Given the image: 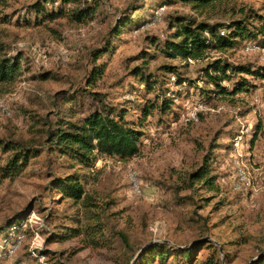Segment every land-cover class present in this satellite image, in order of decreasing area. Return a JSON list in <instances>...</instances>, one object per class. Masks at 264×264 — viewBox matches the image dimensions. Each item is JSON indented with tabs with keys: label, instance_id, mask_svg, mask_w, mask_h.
<instances>
[{
	"label": "rangeland",
	"instance_id": "obj_1",
	"mask_svg": "<svg viewBox=\"0 0 264 264\" xmlns=\"http://www.w3.org/2000/svg\"><path fill=\"white\" fill-rule=\"evenodd\" d=\"M32 1L0 4L3 53H20L22 67L15 81L0 84V139L40 149L20 174L4 177L11 153L0 147V264H184L178 247L192 248L196 264L212 253L223 264H249L264 252V76H233L222 84L232 90L244 78L247 90L220 95L205 72L220 57L264 68V0L201 8L98 0L94 16L82 22L37 18L28 9ZM125 11L134 22L115 35ZM180 16L209 23L249 18L257 36L198 60L171 58L153 39L160 45L173 35ZM95 65L104 72L90 84ZM166 65L191 83L176 85L178 75L165 73ZM136 70L157 79L155 89ZM166 95L175 103L163 111ZM100 97L107 107H127L126 118L141 123L144 135L136 156L99 155L86 166L62 154L49 133L102 109ZM149 103L157 106L145 117ZM205 165L213 185L190 180ZM73 173L85 186V201L55 187L56 178ZM20 219L21 228L10 229ZM150 243H166L164 262L149 254Z\"/></svg>",
	"mask_w": 264,
	"mask_h": 264
},
{
	"label": "trees",
	"instance_id": "obj_2",
	"mask_svg": "<svg viewBox=\"0 0 264 264\" xmlns=\"http://www.w3.org/2000/svg\"><path fill=\"white\" fill-rule=\"evenodd\" d=\"M8 0H0V4H6ZM58 1L60 3L57 9H48L47 3ZM181 1L192 4L195 8L205 7L212 3L221 0H170ZM98 0H33L28 7L29 11L37 18L42 20H53L61 16H71V18L82 22L92 18L97 10ZM162 6V5H161ZM140 5L135 4L131 7L133 10H138ZM120 19L114 34L119 35L127 24L134 22L130 13ZM122 17V16H121ZM120 17V18H121ZM178 21L177 31L167 37L164 42L158 43L157 39H153V43L158 44L160 51L171 58H181L184 60L201 59L205 57L209 50H218L225 52L238 46V44L249 37H256L257 33L250 26L249 18H240L231 21L230 23H209L207 21H197L195 18L188 16H180L176 18ZM5 47L0 44V84L11 83L22 75L21 54L14 56L8 53H3ZM110 47L101 49L99 55L103 52H108ZM97 55V56H99ZM165 73H173L178 75L176 85H180L188 79H182L176 67L166 65L163 67ZM141 71V70H140ZM136 70V75L141 74L142 83L147 88L153 90L156 87L157 79H153L151 74L140 73ZM104 67L95 65L90 77V84L102 76ZM208 82L215 86L214 92L221 94H237L243 90H247L249 82L246 79H241L234 84V88L230 90L223 85L224 80H231L233 76L242 74H250L253 76H264V68H255L251 63L235 64L227 59L220 57L205 68ZM47 75L43 77L46 78ZM189 83H191L189 81ZM158 94V93H157ZM160 96L161 95H157ZM175 97H163L160 108L163 111L171 109L175 103ZM100 102L103 104L102 109L95 110L83 117L81 122L65 121L67 127L63 124L54 127L49 133L50 140L55 139L60 152L64 155L77 160L80 164L91 166L99 155L116 156L122 160H126L136 156L140 152V142L144 135L141 123L127 119L128 108L121 106L105 105L104 99L100 97ZM156 103H149L143 108L144 116L151 113V109L156 107ZM69 126V127H68ZM258 125V129L260 128ZM257 135H255L254 139ZM253 139V140H254ZM254 142V141H253ZM0 147L4 152H10L11 155L7 159L6 165L2 167V175L4 177H13L21 173V171L29 164L32 157L39 154L40 149L25 142H15L10 140L0 139ZM210 168L207 165L202 166L198 170L190 174L192 182L206 179L207 184H214V177L209 176ZM55 187L64 195L73 198L76 201L86 200L88 194L85 186L82 183L79 175L73 173L64 177H58L55 180ZM175 189L179 191L176 186ZM21 223V219L14 221L10 225V229L17 228ZM21 228L18 227L17 230ZM122 238L128 241L127 236L122 233ZM201 241V240H200ZM198 241V242H200ZM203 244H197L194 249ZM150 253L164 262L168 257V251L165 249L166 243H150ZM176 253H181L185 259L184 264H196L192 260V248L178 247L174 248ZM147 255V254H145ZM148 256V255H147ZM57 264H65L63 261ZM197 264H223V262L215 255L210 254L206 259ZM249 264H264V252L254 259Z\"/></svg>",
	"mask_w": 264,
	"mask_h": 264
}]
</instances>
